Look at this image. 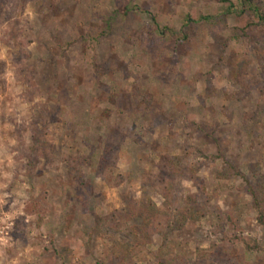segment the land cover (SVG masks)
<instances>
[{"label":"rangeland","instance_id":"1","mask_svg":"<svg viewBox=\"0 0 264 264\" xmlns=\"http://www.w3.org/2000/svg\"><path fill=\"white\" fill-rule=\"evenodd\" d=\"M238 5L0 0V264H264L222 174L264 182V26Z\"/></svg>","mask_w":264,"mask_h":264},{"label":"trees","instance_id":"2","mask_svg":"<svg viewBox=\"0 0 264 264\" xmlns=\"http://www.w3.org/2000/svg\"><path fill=\"white\" fill-rule=\"evenodd\" d=\"M220 3L222 4H228V0H218ZM238 6L240 8V10H237L236 14L238 15H245L246 13L249 14V16L252 19V26L253 27H258V26H264V11L261 10L255 3L253 0H238ZM235 9L234 5H230L228 12L232 13ZM205 21H208L209 18H203ZM154 21L155 18L153 19ZM247 31V30H246ZM235 34L234 37H236V39H238L239 33H245V30H235ZM2 68V64L0 63V69ZM29 70H32L31 68H29ZM224 162V169L222 171V174H227V175H231L232 177H240L246 184L248 187V193L249 195L252 197V200L254 202V206L256 207L257 210H259V222L261 224L264 223V182L260 183V184H251L250 181L240 172L238 171V169H236V167L229 163L226 159H223ZM199 189H201L198 186ZM132 218V217H131ZM144 221H147L146 219H143V217H140V222L144 224ZM145 225V224H144ZM131 233L135 234V235H139L138 234V230L135 228H131ZM246 247L249 250H254L256 249V244L252 243H246ZM112 262V261H111ZM121 263L125 262V259L122 258V260L120 261ZM112 264V263H111Z\"/></svg>","mask_w":264,"mask_h":264}]
</instances>
